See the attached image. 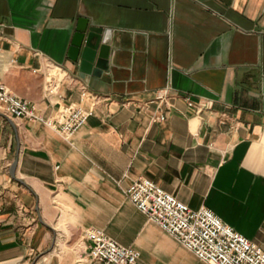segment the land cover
Returning <instances> with one entry per match:
<instances>
[{
	"label": "crops",
	"instance_id": "obj_1",
	"mask_svg": "<svg viewBox=\"0 0 264 264\" xmlns=\"http://www.w3.org/2000/svg\"><path fill=\"white\" fill-rule=\"evenodd\" d=\"M81 17L111 29L99 77L68 57ZM47 64L66 72L49 97ZM0 79L49 118L99 96L70 140L0 107V264H104L88 227L137 264H210L129 200L140 177L264 249V0H0Z\"/></svg>",
	"mask_w": 264,
	"mask_h": 264
},
{
	"label": "built area",
	"instance_id": "obj_2",
	"mask_svg": "<svg viewBox=\"0 0 264 264\" xmlns=\"http://www.w3.org/2000/svg\"><path fill=\"white\" fill-rule=\"evenodd\" d=\"M41 68L34 69L40 72ZM66 72L59 66L47 64L44 72L46 96L59 93ZM83 99H91L92 107L77 103L61 106L53 118L46 117L37 105L20 97L0 79V107L9 117L43 123L70 140L95 112L99 96L88 88L82 91ZM167 91H160L157 99L165 101ZM188 104L193 102L187 98ZM166 113H160L154 121L164 122ZM129 200L164 231L173 235L185 248L199 259L210 264H264V249L245 235L225 223L212 209L202 206L193 209L166 191L148 177H140L126 190ZM90 261L104 264H137L141 253L108 236L105 231L88 227L83 231Z\"/></svg>",
	"mask_w": 264,
	"mask_h": 264
},
{
	"label": "water",
	"instance_id": "obj_3",
	"mask_svg": "<svg viewBox=\"0 0 264 264\" xmlns=\"http://www.w3.org/2000/svg\"><path fill=\"white\" fill-rule=\"evenodd\" d=\"M110 32L111 29L91 24L88 18H79L68 57L78 67L79 77L82 79L87 76L99 77L109 71Z\"/></svg>",
	"mask_w": 264,
	"mask_h": 264
}]
</instances>
